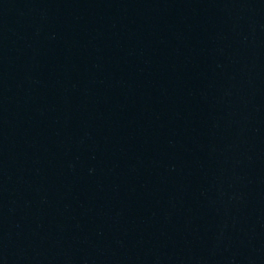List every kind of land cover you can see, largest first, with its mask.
Listing matches in <instances>:
<instances>
[{"label": "water", "instance_id": "water-1", "mask_svg": "<svg viewBox=\"0 0 264 264\" xmlns=\"http://www.w3.org/2000/svg\"><path fill=\"white\" fill-rule=\"evenodd\" d=\"M0 264H264V0H0Z\"/></svg>", "mask_w": 264, "mask_h": 264}]
</instances>
